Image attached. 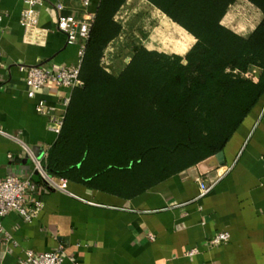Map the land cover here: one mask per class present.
Here are the masks:
<instances>
[{
	"label": "crops",
	"instance_id": "1",
	"mask_svg": "<svg viewBox=\"0 0 264 264\" xmlns=\"http://www.w3.org/2000/svg\"><path fill=\"white\" fill-rule=\"evenodd\" d=\"M98 1L90 0L88 10L95 12ZM233 4L221 23L245 37L262 14L256 7V23L248 30L236 23V30ZM23 7V0H0V178L30 176L42 208L30 222L12 211L0 217L12 235L0 245V264H21L25 250L49 251L58 242L72 257L62 264H264V94L211 165L197 163L131 198L68 179L72 194L48 188L35 166L46 168L57 135L35 103L43 98L55 114L65 112L62 98L72 90L50 86L29 97L20 66L56 68L77 60L78 44L67 43L55 22L58 15H79L81 0H42L35 28L23 26ZM248 73L256 81L260 69ZM200 181L211 184L203 195ZM221 230L229 232L228 242L209 246L206 240ZM193 247L198 253L185 256Z\"/></svg>",
	"mask_w": 264,
	"mask_h": 264
},
{
	"label": "trees",
	"instance_id": "2",
	"mask_svg": "<svg viewBox=\"0 0 264 264\" xmlns=\"http://www.w3.org/2000/svg\"><path fill=\"white\" fill-rule=\"evenodd\" d=\"M146 1L164 14L143 43L156 50L139 46L117 74L100 58L120 32L114 15L125 0L98 1L83 85L46 157L49 173L124 198L221 152L264 94V0H248L262 17L245 37L221 23L235 0ZM250 65L256 81L243 77Z\"/></svg>",
	"mask_w": 264,
	"mask_h": 264
},
{
	"label": "built area",
	"instance_id": "3",
	"mask_svg": "<svg viewBox=\"0 0 264 264\" xmlns=\"http://www.w3.org/2000/svg\"><path fill=\"white\" fill-rule=\"evenodd\" d=\"M23 2L24 7L20 12V20L26 28H35L38 20L37 7L42 5V0H23ZM89 5L90 0H81L79 15H58L56 18V29L65 34L67 43H77L79 46L78 58L74 63L60 65L56 68H44L39 65L20 66V70L25 72V82L28 87L27 96H34L36 90L44 87L57 86L73 90L83 85L80 77L81 60L95 17V12L88 10ZM55 7L57 10H61L63 4L56 3ZM2 16L3 14L0 13V20ZM69 99V95L62 98L61 103L64 107H67ZM52 109L43 98H39L35 103V111L46 117L47 129L58 135L63 124L65 112L62 111L59 114H55ZM35 169L46 187L72 194L68 191V180L66 178L49 173L39 161H36ZM199 188V194L203 195L209 191L211 184L200 181ZM35 189L36 182L30 176L19 177L15 174H7L0 178V217L12 211L21 216L25 221H32L42 208L41 200L33 196ZM229 239V232L221 230L208 238L206 243L209 246H218L225 244ZM11 241L12 235L0 222V245L8 244ZM196 253H198V249L193 247L186 250L184 255L192 256ZM66 258L72 259L66 253L64 244L58 242L49 251L34 252L33 250H25L24 258L20 260V263L62 264Z\"/></svg>",
	"mask_w": 264,
	"mask_h": 264
},
{
	"label": "rangeland",
	"instance_id": "4",
	"mask_svg": "<svg viewBox=\"0 0 264 264\" xmlns=\"http://www.w3.org/2000/svg\"><path fill=\"white\" fill-rule=\"evenodd\" d=\"M233 5H235L237 10V12L233 10L234 13L232 14L233 17L235 16L233 19L235 29L237 30V24H241L247 30L250 29L258 18L256 14L259 11L256 6L248 0H235ZM231 7L233 6L231 5ZM154 11L160 13V17L155 23L152 22L151 18V13ZM227 11L230 12V8ZM163 18L164 14L146 0H125L114 15V20L120 24V32L103 49L100 58L102 68L108 70L107 72L109 73L117 74L128 62L133 51L139 46H144V41L155 32ZM246 19L248 20V25L244 23ZM147 26L149 27L146 29ZM183 44L184 42L182 41L180 43V51H186L187 49ZM243 77L251 78L252 76L248 73L243 74Z\"/></svg>",
	"mask_w": 264,
	"mask_h": 264
},
{
	"label": "water",
	"instance_id": "5",
	"mask_svg": "<svg viewBox=\"0 0 264 264\" xmlns=\"http://www.w3.org/2000/svg\"><path fill=\"white\" fill-rule=\"evenodd\" d=\"M254 68H255V66L250 65L249 68H248V71H251V70L254 69ZM220 158H221V152L216 153V154H214V155H211V156L205 158L204 160H202V161H200V162H198V163H199V166H200V164H201V165L203 164L202 166H204V165L209 164L210 161H214V163H215V161L220 160ZM211 164H212V163H211ZM211 164H209V165H211ZM201 170H202V169H201Z\"/></svg>",
	"mask_w": 264,
	"mask_h": 264
},
{
	"label": "bare ground",
	"instance_id": "6",
	"mask_svg": "<svg viewBox=\"0 0 264 264\" xmlns=\"http://www.w3.org/2000/svg\"><path fill=\"white\" fill-rule=\"evenodd\" d=\"M185 47V46H184ZM178 51H180V50H178Z\"/></svg>",
	"mask_w": 264,
	"mask_h": 264
}]
</instances>
